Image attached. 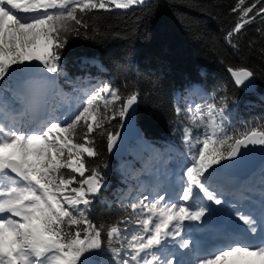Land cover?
Returning a JSON list of instances; mask_svg holds the SVG:
<instances>
[{
    "label": "snow or ice",
    "instance_id": "obj_1",
    "mask_svg": "<svg viewBox=\"0 0 264 264\" xmlns=\"http://www.w3.org/2000/svg\"><path fill=\"white\" fill-rule=\"evenodd\" d=\"M146 2L0 0V81H5L0 89L6 88L7 80L29 81L34 94L42 95L49 85H55L62 71L63 49L69 38L89 29L84 19L87 13ZM255 7L252 4L241 9L243 23L249 22L244 18ZM261 14L264 3L256 11V15ZM242 26L237 23L234 32ZM228 71L238 85L249 86L254 76L246 68ZM17 98L15 91L11 98L0 91V264H97L95 255L105 256L102 264H172L163 255L167 239L180 237L179 246L189 248L191 241L181 236L184 222L200 221L211 211L203 205L200 193L216 205L222 203L223 193L210 183L218 171L213 165L236 159L249 145H264L262 124L251 126L250 131L249 126L230 130V106L226 102L218 104L213 97L203 112L196 105V115L190 118L198 131L193 135L192 129L185 127L192 162L182 169L179 189L170 194L166 188L161 191L157 183L154 197L143 195L128 201L135 221L129 215L108 226L105 242L104 226H97L87 216L94 203L92 197L105 185L96 169L85 177L89 171L85 157L97 155L92 136L97 130L101 135L107 132V147L112 150L119 133L108 131L105 124L117 118L131 120L138 93L122 98L108 84L92 86L84 90L81 103L63 119L38 101L25 102L20 94L17 103ZM188 111L192 112V106ZM80 132L82 143L77 139ZM65 168L83 179L65 177L60 171ZM236 215L248 226L245 232L229 237L211 254L197 256L195 264H264V200L258 209L238 207ZM133 223L135 226L130 227Z\"/></svg>",
    "mask_w": 264,
    "mask_h": 264
},
{
    "label": "trees",
    "instance_id": "obj_2",
    "mask_svg": "<svg viewBox=\"0 0 264 264\" xmlns=\"http://www.w3.org/2000/svg\"><path fill=\"white\" fill-rule=\"evenodd\" d=\"M262 3L264 0H244L243 5L239 0H147L129 8L93 10L84 17L89 29H82L80 36H71L63 49L57 82L70 92L88 76L85 82L91 86L108 84L122 98L138 93L134 120L141 132L139 144L143 142L147 151L141 149V154L135 156L132 170L152 163L151 157L159 159L168 145L180 144V124L188 125L195 135L198 129L185 110L190 100L200 105L201 112L213 97L218 104L226 102L230 106V130L249 126L250 131L251 126L264 125V14L256 15ZM252 4L256 7L244 18L249 22L243 23L241 9ZM237 23L243 26L234 32ZM230 32L233 34L229 38ZM229 68L251 70L255 91L243 93L235 87ZM190 83H198L203 94L193 91ZM77 91L83 96V91ZM119 124L117 118L105 128L115 134ZM92 136L97 155L85 157L89 170L85 177L96 169L105 186L92 197L94 203L87 216L97 226H104L102 241L106 242L108 226L129 215L134 222L136 216L127 203L132 200L117 190L120 174L117 161L106 152L107 132L101 135L97 130ZM82 137L80 132L77 139L81 143ZM60 171L65 177L83 179L69 169ZM104 259L99 255V264Z\"/></svg>",
    "mask_w": 264,
    "mask_h": 264
},
{
    "label": "bare ground",
    "instance_id": "obj_3",
    "mask_svg": "<svg viewBox=\"0 0 264 264\" xmlns=\"http://www.w3.org/2000/svg\"><path fill=\"white\" fill-rule=\"evenodd\" d=\"M47 75H49V76H52L53 74H51V73H48ZM27 82H29V81H27ZM26 82V83H27ZM31 85H32V83L31 82H29ZM27 85V84H26ZM21 87V86H20ZM26 88V87H25ZM28 88V87H27ZM32 88H33V85H32ZM48 88H49V92L47 93L46 91H45V95L47 96V97H45L43 94H42V98L44 97V98H47L48 99V102L46 101V103L43 105L47 110H49V111H53V110H55V112L56 113H59V106L58 105H56V102L54 101L55 100V98L58 96V91H53V92H51V90L52 89H54V86H52V85H49L48 86ZM197 89H198V87H196ZM195 89V88H194ZM18 92V91H17ZM18 94V97L20 96V93L18 92L17 93ZM26 96V95H25ZM66 111H64V113H65ZM131 154V151H130V147L127 149V154ZM189 156H190V158H191V154H189ZM264 161V160H263ZM263 161L261 162V163H259L258 164V166H257V168H256V170H255V172H253L251 175H249L247 178H244V179H240V178H236V177H231V176H221L222 174H220V172H219V170H218V172H216L214 175H213V177L211 178V187L215 190V191H217L218 193H223V195L222 196H228L230 199H237V198H239L241 195H240V193H241V191H242V189H243V185H242V183H248V185L250 186V188H248V189H253V190H256L257 191V193L259 194V199L257 200L258 202H253V205L252 204H249V205H251L250 207H255V208H259V206H260V203H261V201L262 200H264V198H263V196H264V190L263 189H258L257 188V186H256V184H255V179L253 178L254 176H262L260 173H261V171H260V165L263 163ZM213 168H215V167H213ZM181 171V168L179 167V166H177V168H176V171H175V176L173 177V181H172V184H171V187H169V186H166L165 188L168 190V192L170 193V194H173V190H174V186H176L175 187V189L176 190H178L179 189V187H180V176L182 175V172L180 173V174H178V172H180ZM212 171V170H211ZM260 171V172H259ZM235 178H236V180H235ZM149 179V182H151L152 184L149 186V189L150 190H147V192H152V193H155L156 191H154L153 189L156 187V185H157V183H159L161 186L163 185V186H165V185H167V182L166 181H164V180H162V178H158V177H154V176H152V175H148V176H146L143 180H142V182H144V181H147ZM185 180H186V178H185ZM238 181V183L237 184H235V185H233V186H235V187H233L232 186V184H231V182L232 181ZM261 179H259V181H260ZM263 181V180H262ZM174 182H175V184L178 182V184H179V187L177 186V185H175L174 184ZM261 182V181H260ZM142 187H144V186H142ZM141 187V188H142ZM198 189H195L194 191H197ZM152 193H150V194H152ZM200 196H201V198H202V200H203V205H207V207L211 210V211H209V212H206V214L207 215H213L214 213H215V209L217 208V210L218 211H220V210H222V208H224L225 207V203H226V201L224 202V201H222V203L220 204V205H216L215 203H213L212 201H208L205 197H203V193H200ZM221 200H223V199H221ZM247 199H244L243 201H246ZM180 203H183V201H180ZM201 205V204H200ZM203 205H201V206H203ZM243 207V206H242ZM243 208H247V207H243ZM227 213H231V214H236V210H231L230 212H227ZM206 214H205V216H206ZM6 215V214H5ZM204 218V217H203ZM202 218V219H203ZM202 219L200 220V221H185L184 222V225L185 226H187V230H190V232H191V230H192V228H194V227H197V225H200L201 223H202ZM212 221H214V222H216V223H218V224H220V226H219V231H224L225 229H226V231L225 232H222V233H219L218 235H216L215 236V241H214V244H213V247L215 248V250L216 249H218V248H220V247H222L223 246V243L225 242V241H227L228 240V238L229 237H231V236H234V235H241L238 231H236V230H234L232 227H229V226H225V224L224 223H222V221H224V218L222 217V215H219L218 214V216H215V218L212 220ZM237 228L238 229H244V230H246L247 228H248V226L247 225H245L244 223H243V221H237ZM193 236V235H192ZM184 238H186V239H188L187 237H184ZM168 241H170V242H174L172 239L171 240H167V242ZM219 241V242H218ZM195 242V241H194ZM200 247L203 249V245H200ZM214 250V251H215ZM213 251V252H214ZM196 255L194 256V258H193V260H192V262L190 263V264H194L195 263V260H196ZM228 263H231V261H229Z\"/></svg>",
    "mask_w": 264,
    "mask_h": 264
},
{
    "label": "rangeland",
    "instance_id": "obj_4",
    "mask_svg": "<svg viewBox=\"0 0 264 264\" xmlns=\"http://www.w3.org/2000/svg\"><path fill=\"white\" fill-rule=\"evenodd\" d=\"M35 63V62H34ZM7 79V78H6ZM27 81H25V82H20V83H17L16 81H12V80H7V85H6V88L5 89H0V91H3L4 93H5V95L6 96H8L9 98H11L12 97V95H13V91H15L16 93H20V94H22V97H23V99L25 100V102H28V103H32V102H36V101H38L39 103H41L42 105H44L45 103H46V101L48 102V99L47 98H42V95H40V96H36L35 94H33V88H32V85L29 83V82H27ZM27 84V85H26ZM0 85H5V81H0ZM21 86V87H20ZM93 86V85H92ZM89 83H87V82H85V81H83L81 84L79 83L78 85H77V87H76V89H75V91L76 90H79L80 92L81 91H83V93H84V90H91V87H92ZM190 86H191V89L193 90L194 88V91H196L197 90V88L196 87H199V84L198 83H191L190 84ZM26 87V88H25ZM28 87V88H27ZM54 90H59V87L58 86H55L54 85ZM18 91V92H17ZM48 93V92H47ZM58 93V92H57ZM73 93H74V91H73ZM72 93V96H71V98H74V97H76V96H74V94ZM46 93L44 92L43 93V95L45 96V97H47L46 95H45ZM26 95V96H25ZM59 95V94H58ZM81 95H79V97L78 98H75L74 100H73V110L81 103ZM19 98H20V96L17 98V103H19ZM190 99H192V98H190ZM190 104H192V112L191 113H189V111H188V104H187V107H186V113H187V115L189 116V117H191V116H195L196 115V108H195V106H196V104H195V102H194V100H190ZM56 105H58L57 103H56ZM176 112L177 113H180V110L178 109V107H176ZM179 110V111H178ZM59 111H60V109H59ZM55 114L57 115V116H60L61 117V119L63 118V116H62V113H56L55 112ZM195 123H199V118L197 117V119L195 120ZM183 125V124H182ZM182 132H183V135H185V127L184 126H182ZM184 139V138H183ZM185 140V139H184ZM130 151H131V154H129L128 153V155H124L123 156V158L122 159H120V160H118V162H117V169H118V172H119V174L122 176L123 174H126V172H127V170L131 167L130 166V164H132V162H133V159L135 158V154H139V152H141V149H143V150H145V151H147V147L145 146V144L143 143V142H141V144H138V143H132V144H130ZM168 148V147H167ZM186 148H187V150L186 151H183V152H181V154H180V156H181V158L182 159H184L185 161H186V165H190V163L187 161L188 160V158L191 160V158H190V156H189V145H188V143L186 144ZM166 149V148H165ZM164 149V150H165ZM163 150V151H164ZM176 150H178L177 148H176ZM187 152L189 153L188 154V156H187ZM175 155V154H174ZM171 156H173V153L172 154H170L169 155V159H170V157ZM153 159V163H150V162H148V163H143L142 165H141V169H138V170H136V168H134L133 169V171H132V174H131V178L132 179H134L135 180V176H136V173H142V169L143 168H145L146 167V169L148 170H152V171H154L155 169H157V170H160L161 168L163 169L164 168V166L167 164V163H165L164 165H162V163H160V161H159V159L157 160V163H156V159H154V157L152 158ZM187 159V160H186ZM148 164V165H147ZM155 164V165H154ZM185 164H182V166H184ZM213 167H217V165H213ZM217 169V168H216ZM70 170V169H69ZM164 170H166L167 171V169L166 168H164ZM212 169H209V171H211ZM71 171V170H70ZM257 171V170H256ZM260 171H261V175L263 174V176L261 177V180L260 181H262V184H263V186H264V161H263V163L260 165ZM259 171V172H260ZM218 172V171H217ZM256 173V172H255ZM73 174H75V175H77L78 176V174H76V173H73ZM205 175H207V173H205ZM79 177V176H78ZM123 178V177H122ZM122 178L120 179V180H122ZM235 180H236V178H235ZM136 181V180H135ZM232 181V180H231ZM121 183V182H120ZM136 183H137V181H136ZM238 183V181H232L231 182V184H232V186L233 185H235V184H237ZM242 185H243V187L244 188H250V186L248 185V183L246 184V183H242ZM129 185L128 184H126L124 187H122L121 189L120 188H118L117 187V190H119V193H123V192H125V196H126V198L128 197L130 200H137V199H139V198H142V196L143 195H149L150 197H154L155 195H151V194H147L148 192L146 191V190H143L141 187H138V184H137V186L136 187H134V188H132L131 190L130 189H127L126 191H124V189L125 188H127ZM135 186V185H134ZM233 187H235V186H233ZM139 188H141V189H139ZM118 192V191H117ZM65 194H68V193H65ZM240 195H243V192H241L240 193ZM224 197H226V195L224 196ZM220 198H222V196L220 197ZM244 199V198H243ZM106 201V200H105ZM222 201H224V200H222ZM225 202V201H224ZM7 215V214H6ZM130 227H132V226H135L134 224L133 225H129ZM94 254V253H93ZM195 264V263H194Z\"/></svg>",
    "mask_w": 264,
    "mask_h": 264
},
{
    "label": "water",
    "instance_id": "obj_5",
    "mask_svg": "<svg viewBox=\"0 0 264 264\" xmlns=\"http://www.w3.org/2000/svg\"><path fill=\"white\" fill-rule=\"evenodd\" d=\"M227 72L234 86L243 93H253L255 91L256 81L254 77L251 78V84L249 86L238 85L235 83L228 70ZM245 84H248V82L246 81ZM133 107L136 109V104ZM134 115L135 111L133 112L131 120H120V124L116 131L119 135L111 151L108 150L106 145V152L112 160L121 159L127 152L128 143L136 142L141 137L139 128L135 126ZM241 153L242 154L234 160L222 161L221 164L218 165L220 172L227 176L238 177L240 179L247 178L256 170L257 164L264 160V145H249L248 148H242ZM98 257L99 255H95L97 264H99Z\"/></svg>",
    "mask_w": 264,
    "mask_h": 264
}]
</instances>
